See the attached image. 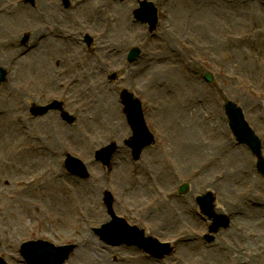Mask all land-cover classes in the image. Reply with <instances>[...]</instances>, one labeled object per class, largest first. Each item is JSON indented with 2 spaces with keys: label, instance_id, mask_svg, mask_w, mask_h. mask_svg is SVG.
<instances>
[{
  "label": "rangeland",
  "instance_id": "obj_1",
  "mask_svg": "<svg viewBox=\"0 0 264 264\" xmlns=\"http://www.w3.org/2000/svg\"><path fill=\"white\" fill-rule=\"evenodd\" d=\"M146 1L156 4L160 17L166 10L172 24L180 6L193 11V0ZM250 1L261 11L248 8L243 14L237 3L213 10L212 28L204 30L206 39L186 58L192 74L176 68V86L159 94L147 89L136 94L145 101V119L158 145L145 149L135 163L125 145L132 133L120 94L143 89L153 77L147 76L146 70L160 76L156 82L166 80L165 67L180 59L179 53L186 55L177 43L178 32L174 37V29L159 28L150 34L133 18L139 8L135 0H115L129 12L130 24L121 25L123 28L106 26L104 20L89 18L83 11L74 18L57 15V11L61 15L74 11L76 0H68L69 6L63 0H36L35 5L13 0V25L4 20L9 29L0 33V68L9 73L8 82L0 85V111L10 115L19 112L27 129L22 136L16 131L3 133L4 125L0 126V246L15 248V258L17 249L30 241L74 244L76 250L67 264H264V178L257 172L251 151L233 139L224 111L225 101L243 109L248 124L263 142L264 156V52L258 51L253 40L259 34L264 43V0ZM258 20L260 28H251ZM59 30L73 35L74 42H56ZM9 31L12 38L7 35ZM87 35L93 39L91 48L85 42ZM244 36L247 39L243 41ZM231 37L237 41L229 42ZM36 38L45 45L38 56L44 62L42 70L36 74L27 69L15 73L3 44L13 40L15 50L25 57V50L38 46ZM101 44L106 49H101ZM73 46L82 64L68 77L62 69H54L56 62L73 54ZM134 48L143 53L130 65L127 58ZM243 53L248 55L250 69L240 71ZM31 64L29 61L26 66ZM82 66L87 67L85 74ZM207 74L213 76V83L206 81ZM113 76L117 81L112 83L109 78ZM99 82L107 89H102ZM136 85L140 87L133 88ZM53 101L64 103V109L76 118L74 125L64 122L58 111L36 119L30 116L33 104L46 107ZM147 102L154 107L152 111L147 109ZM84 115L90 118L87 123ZM190 134L199 146L197 150L189 144ZM36 137L41 139L39 145ZM111 143L118 145V151L111 168L105 170L95 155ZM222 145L232 146L229 148L235 156L227 154ZM55 150L59 165H53V169L63 179L52 182L46 176L44 183H31L37 175L51 171V152ZM68 154L85 165L88 180L67 173ZM56 183L77 187L82 194L80 201L70 204ZM184 184L191 192L181 197L178 191ZM208 191L216 196L217 214L228 216L232 223L229 229L213 235L212 242L205 240L211 221L202 216L196 204V198ZM106 192L114 196L119 218L160 242L175 243L174 255L156 260L136 247H110L101 242L94 230L111 221L104 205ZM167 193L174 194L173 200L160 197ZM85 235L91 242L86 241V250H81ZM242 237L259 244L251 261L246 259L247 239ZM182 239L191 243H179ZM90 253L91 257L85 256ZM174 258L178 260L172 263Z\"/></svg>",
  "mask_w": 264,
  "mask_h": 264
},
{
  "label": "bare ground",
  "instance_id": "obj_2",
  "mask_svg": "<svg viewBox=\"0 0 264 264\" xmlns=\"http://www.w3.org/2000/svg\"><path fill=\"white\" fill-rule=\"evenodd\" d=\"M12 1L13 0H0V33L3 32L4 30L8 31L7 29H9V27L7 26V24H5L4 22H8L10 23V25L12 26V18L13 16L16 14L15 12V8L12 6ZM238 4V8H243V14L246 13L248 8H253L256 11H261V8L258 7L257 5L253 4L250 0H193V11H189V10H185L182 8V6H180V11L177 12L176 14V19L175 23L172 24L170 21V17H168V12L166 10L162 11V16L163 18H165V20L162 22V29L164 31H166L165 29H174L172 35L175 37L177 32H178V37L179 39L177 40V43L179 45V47L181 49H183V51L185 52L186 55H183L181 53H179L180 55V59H177L176 61H174V63H170L165 67V71L168 75L167 78H165L166 80H163L162 82H156L157 79L156 78H160L159 75L155 74V73H151L149 70H146V75L149 76H153L151 77V79H148L149 82H147L145 84L144 89H147L149 91H153L156 92L157 94H159L161 92L162 89L167 90L170 86H176V82H175V78H176V68H179V70L181 71H185L188 74H192L191 71L192 70V65L189 63V61L186 60V58H190L191 53H195L197 44L202 42V40L206 39L205 35H204V30L207 28H212V18L213 17V10L219 8L221 5L223 6L224 4L228 7H232L235 4ZM179 4L182 5V2L179 1ZM75 9L74 11H70V12H63L64 15H61L62 13L57 11V15L58 16H67L69 18H74L75 16H77V14L79 13V11H83L84 14L86 16H88L89 18H94V19H98L99 21L104 20L106 22V26L110 25V24H116L119 27L123 28L121 25L126 24H130V18H129V12H127L125 9H127V7H120L116 4L115 0H76L75 2ZM259 8L258 9H256ZM209 11L210 15L206 16V12ZM112 17V18H111ZM111 18V20H110ZM5 20V21H4ZM4 21V22H3ZM22 23V22H21ZM25 24H29V23H25ZM261 23L258 21H256V23L251 27V25H247L245 27H251V28H257L259 29V25ZM110 27V26H109ZM177 31V32H176ZM10 31L8 32V37L12 38V35H10ZM73 35H69L67 33H65L62 30L58 31V35L56 36V38L54 39L56 42H63L65 39L69 40L67 42H74L73 40ZM262 36L257 34L255 38H253V40L255 41V43L258 45V51L259 52H264V43L262 42ZM72 38V39H70ZM247 39V38H245ZM243 39V40H245ZM103 41L105 39H102ZM38 44L36 50L29 52L25 57H20L21 55L15 50L14 47V42L13 40H9L7 43L3 44L5 47H7L8 52L10 54V56H7V60L9 61L10 67L12 69H14L15 73H19L21 71H24V69H27L29 71H31L32 73L36 74L39 73L44 65V62H42V59H39V53H41V48L44 47L45 45L41 42H38V39L36 38L35 40ZM235 38L231 37L229 38V42L233 43L235 42ZM40 43V44H39ZM173 44V43H172ZM41 45V46H40ZM202 45V44H201ZM68 47H70L69 45H67ZM106 46V45H105ZM105 46H102V44L100 45L101 49H106L103 48ZM58 48V47H55ZM73 48V49H72ZM40 50V52H39ZM74 50V52H73ZM76 47L73 46L70 48V54H72L70 57L63 59L61 61L56 62L57 66L54 69V71H58L61 70L64 71L65 74L68 75V77L72 76L74 71H76L78 69V66L80 64H82V60H79L78 56L74 55L75 51H76ZM52 51V50H51ZM26 52V51H25ZM242 55V60H241V68H239V70H244L245 69H250L248 64H247V60H248V55L246 54H241ZM191 60V59H190ZM31 61V63H34V67L31 66H26V64H28V62ZM192 61V60H191ZM54 62V61H53ZM95 68L99 69V66L95 65ZM87 67L82 66V73L85 74L87 72ZM102 74L99 72H89L88 74ZM186 75V74H185ZM63 77H65L64 75H62ZM188 76V75H186ZM66 78V77H65ZM78 81V80H77ZM74 84V83H73ZM98 85L106 90L107 89V85L104 84L103 82H99ZM194 85V84H193ZM60 86V85H59ZM150 109H154V107L149 106ZM216 118V117H215ZM214 118V121L216 122ZM152 119V118H151ZM217 119V118H216ZM83 120L84 123H87L90 118L88 115H84L83 116ZM4 125V126H3ZM0 126H3L4 128L1 129V132L6 133V132H17L20 133L22 136L25 134L26 132V127H25V122L23 121V117H21L20 113L17 112L13 115L8 114L7 112H1L0 111ZM15 132V133H16ZM29 135V134H28ZM190 138H192V140H190V146H193V149H198L199 146L196 145V140L195 138H193V135L190 134ZM34 141L36 142L37 145H39V143L41 142V139H39L38 137L34 138ZM189 142V141H188ZM224 146L225 152H228L227 154H230L232 156H235V151H232L230 148H232V146L229 145V147H227L226 145H222ZM220 149H224L222 147L219 148ZM238 156V155H237ZM59 159V154L58 152L52 151L51 152V160L52 162V166L50 168V172H47L44 175H37L38 178L33 179L31 183L37 184L39 183V181L43 182L45 181L46 176H49L52 179V182H57L59 179L62 180L63 177L62 175H57V171L54 170L53 165L58 164L59 162L57 161ZM23 185H25V182L22 183ZM58 185V189L61 193V195L67 199L68 202H70V204L75 203L77 201H80V198L82 197V194H80V190L77 188H70L69 187V183L68 186H65L64 184L61 183H56ZM72 192H76L75 195H71ZM66 196V197H65ZM160 197H164L166 200H173L174 196L172 193H167V195H160ZM54 198V197H53ZM62 198V197H60ZM165 205H168L167 203H164ZM238 220H240L241 218L238 217ZM83 236V235H81ZM234 237H237V235L234 234ZM89 239V240H88ZM246 237H242V240L246 241ZM89 241L91 242V238L87 235H85L82 239L81 242V246L83 245L84 247L81 250H86V246H85V242ZM181 244H185V243H191L190 240H180ZM246 250H245V254H246V259H248L249 261L253 260L254 257V251L256 249V247H258V243H255L254 241H251L249 239H247L246 242ZM249 252L252 254L250 255ZM99 258H101V253L98 254ZM85 256H87L88 258L91 257V253L90 254H86ZM178 258H174L172 261L175 262L177 261ZM170 261V260H169ZM165 264V263H164Z\"/></svg>",
  "mask_w": 264,
  "mask_h": 264
},
{
  "label": "water",
  "instance_id": "obj_3",
  "mask_svg": "<svg viewBox=\"0 0 264 264\" xmlns=\"http://www.w3.org/2000/svg\"><path fill=\"white\" fill-rule=\"evenodd\" d=\"M136 19L143 23H148L151 29L154 30L157 25L156 11L154 5L144 3L142 8L136 12ZM140 51L134 50L131 52L129 61L133 62L140 56ZM6 74L0 70V84L5 80ZM208 81H212L211 77H207ZM126 103V112L129 117V123L134 132V138L130 143V147L134 150V157L136 160L140 157L142 150L152 144V139L148 133L146 124L143 119V113L138 102L131 101L130 99L124 98ZM58 109V106L48 107L46 109L32 110L34 116L45 115L51 109ZM60 108V107H59ZM227 116L230 120V127L236 140L243 145L248 146L255 156L261 158L262 145L260 140L255 136L254 132L245 122L242 111L235 105L229 103L226 105ZM70 123L74 122L73 118L66 117ZM117 147L112 145L105 150L97 154V160L102 162L106 167L110 164V159ZM68 170L83 179L88 178V174L84 167L78 160L68 157L67 161ZM259 171L264 175V160L260 159L258 165ZM188 187L184 186L181 190V194H186ZM214 202L215 199L212 194L198 199V203L202 209V212L214 220V226L212 232L217 233L221 228H227L229 226L228 219L225 216H217L214 213ZM107 206L111 208V199H106ZM112 214V211L110 210ZM102 241L109 245H135L144 249L148 254L163 259L166 255L170 254L171 250L168 245L162 246L153 239H145L143 233H139L138 230L127 227L122 221L114 218L113 223L103 227L102 230L96 231ZM209 240H212L208 238ZM44 243H31L26 244L23 247L22 254L26 257L29 264H65L70 254L74 250V247L54 249ZM166 247V248H165Z\"/></svg>",
  "mask_w": 264,
  "mask_h": 264
},
{
  "label": "flooded vegetation",
  "instance_id": "obj_4",
  "mask_svg": "<svg viewBox=\"0 0 264 264\" xmlns=\"http://www.w3.org/2000/svg\"><path fill=\"white\" fill-rule=\"evenodd\" d=\"M5 251V252H4ZM14 253L12 251L7 250H1L0 256L5 258V260L8 262V264H21L17 261L16 257H13Z\"/></svg>",
  "mask_w": 264,
  "mask_h": 264
}]
</instances>
